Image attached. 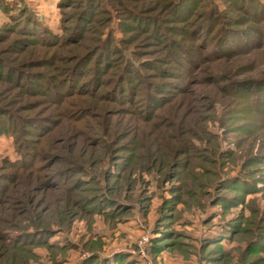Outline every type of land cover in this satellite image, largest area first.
Masks as SVG:
<instances>
[{
    "label": "rangeland",
    "instance_id": "rangeland-1",
    "mask_svg": "<svg viewBox=\"0 0 264 264\" xmlns=\"http://www.w3.org/2000/svg\"><path fill=\"white\" fill-rule=\"evenodd\" d=\"M0 264H264V0H0Z\"/></svg>",
    "mask_w": 264,
    "mask_h": 264
},
{
    "label": "trees",
    "instance_id": "trees-1",
    "mask_svg": "<svg viewBox=\"0 0 264 264\" xmlns=\"http://www.w3.org/2000/svg\"><path fill=\"white\" fill-rule=\"evenodd\" d=\"M255 1V0H254ZM24 22H26L25 20H24ZM35 22H37L36 20H35ZM36 28V27H35ZM35 28L34 27H32V29L33 30H35ZM232 35V34H231ZM231 35H228V36H231ZM226 36V35H225ZM223 41V40H222ZM226 43V42H225ZM89 51V50H88ZM91 51V50H90ZM85 54H87V52H84V53H82V55L81 54H79L78 55V58L79 59H83V55H85ZM88 54H89V52H88ZM128 63V62H127ZM129 65V64H128ZM130 68H131V70H133L134 72H136V73H138L139 74V71H140V67H136L134 64H131L130 63ZM139 66V65H138ZM125 75V74H124ZM124 80H125V78H124Z\"/></svg>",
    "mask_w": 264,
    "mask_h": 264
}]
</instances>
